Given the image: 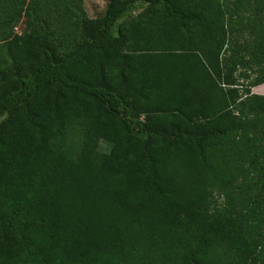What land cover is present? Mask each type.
Instances as JSON below:
<instances>
[{
	"label": "trees",
	"instance_id": "1",
	"mask_svg": "<svg viewBox=\"0 0 264 264\" xmlns=\"http://www.w3.org/2000/svg\"><path fill=\"white\" fill-rule=\"evenodd\" d=\"M83 2L0 0V264H264V0Z\"/></svg>",
	"mask_w": 264,
	"mask_h": 264
},
{
	"label": "rangeland",
	"instance_id": "2",
	"mask_svg": "<svg viewBox=\"0 0 264 264\" xmlns=\"http://www.w3.org/2000/svg\"><path fill=\"white\" fill-rule=\"evenodd\" d=\"M107 0H84L83 2V9L85 14L87 15L88 18L93 19L96 17H99L105 8ZM143 8V6L137 5L135 8H133L128 15L125 17V19H128L130 17L136 16L140 10ZM24 31V26L22 23H18L15 25L14 32L17 34H20L21 32ZM264 90V84L258 88H252L251 92L254 94H259L262 93ZM99 150L102 152H108L109 151V146L101 142L99 145Z\"/></svg>",
	"mask_w": 264,
	"mask_h": 264
},
{
	"label": "crops",
	"instance_id": "3",
	"mask_svg": "<svg viewBox=\"0 0 264 264\" xmlns=\"http://www.w3.org/2000/svg\"><path fill=\"white\" fill-rule=\"evenodd\" d=\"M262 86V85H261ZM259 87L260 86H258V87H255V88H258L259 89ZM263 92L262 93H260V95H264V90H262Z\"/></svg>",
	"mask_w": 264,
	"mask_h": 264
}]
</instances>
